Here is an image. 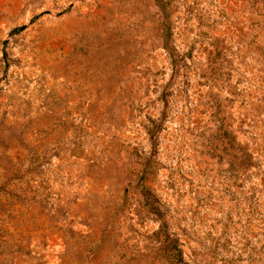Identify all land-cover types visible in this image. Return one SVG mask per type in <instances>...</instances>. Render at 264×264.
<instances>
[{
	"label": "rangeland",
	"instance_id": "obj_1",
	"mask_svg": "<svg viewBox=\"0 0 264 264\" xmlns=\"http://www.w3.org/2000/svg\"><path fill=\"white\" fill-rule=\"evenodd\" d=\"M0 264H264V0H0Z\"/></svg>",
	"mask_w": 264,
	"mask_h": 264
}]
</instances>
